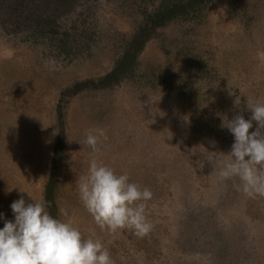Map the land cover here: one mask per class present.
Returning a JSON list of instances; mask_svg holds the SVG:
<instances>
[{
	"label": "rangeland",
	"instance_id": "374dc122",
	"mask_svg": "<svg viewBox=\"0 0 264 264\" xmlns=\"http://www.w3.org/2000/svg\"><path fill=\"white\" fill-rule=\"evenodd\" d=\"M172 1L0 0V213L14 220L28 192L46 202L56 165L48 211L67 207L114 264H264V197L221 180L212 161L234 143L223 121L251 118L246 96L264 102V0H214L153 30L149 16ZM138 34L151 37L133 60ZM123 60L132 66L109 78ZM97 127L98 161L153 193L142 238L102 231L79 199L92 159L79 141Z\"/></svg>",
	"mask_w": 264,
	"mask_h": 264
},
{
	"label": "clouds",
	"instance_id": "9594fccd",
	"mask_svg": "<svg viewBox=\"0 0 264 264\" xmlns=\"http://www.w3.org/2000/svg\"><path fill=\"white\" fill-rule=\"evenodd\" d=\"M246 98L251 118L237 114L227 123L223 121L234 143L226 156L218 155L212 161L221 180L239 178L238 190L250 197H264V102L252 96ZM235 103L240 105L239 97ZM253 121L257 127L250 132ZM85 136V140L78 141L90 147L92 159L87 173L76 180L83 207L102 231L115 234L130 230L141 238L148 235L153 225L147 218L146 202L152 199V191L131 182L127 172L117 173L98 161L100 145L107 140L106 129L90 128ZM28 194L34 202H26L23 196L12 202L14 220L0 213L5 219L0 228V264H114L105 243L93 236L85 237L67 207L59 206L58 215L53 216L44 200Z\"/></svg>",
	"mask_w": 264,
	"mask_h": 264
},
{
	"label": "trees",
	"instance_id": "16d2710c",
	"mask_svg": "<svg viewBox=\"0 0 264 264\" xmlns=\"http://www.w3.org/2000/svg\"><path fill=\"white\" fill-rule=\"evenodd\" d=\"M214 0H174L170 3H164L157 11L152 13L149 16L150 25L153 30L155 28L164 25L181 15H189L191 12H196L199 9H202L203 6H208L211 4ZM29 17V16H27ZM34 19V18H32ZM35 20V19H34ZM49 23L47 20H37V26L40 28L47 25ZM64 38H61L62 44H64L63 47L65 49L69 50V47L67 45V42L71 36V33L69 31H65ZM151 37V34H147L146 36L136 35L133 39V45H134V51L129 50L127 52L128 55L132 54L133 60L136 59L137 55L141 52V50L144 48V45L147 41V39ZM132 66L131 62L127 63V61L123 60V62H119V64L115 67V69L109 73V78H116L118 77V74L124 70H126L128 67ZM63 133L59 137V140L55 147V159L57 160L62 151L63 147ZM57 182V167L56 165L53 167L52 173L50 175L49 181L46 185L45 190V200L46 204L49 208L54 210L56 208V201H55V187Z\"/></svg>",
	"mask_w": 264,
	"mask_h": 264
}]
</instances>
